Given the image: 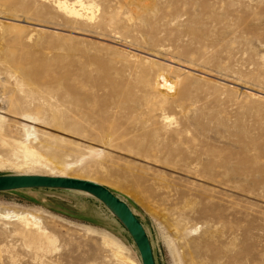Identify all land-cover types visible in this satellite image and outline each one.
Wrapping results in <instances>:
<instances>
[{
    "label": "rangeland",
    "instance_id": "rangeland-1",
    "mask_svg": "<svg viewBox=\"0 0 264 264\" xmlns=\"http://www.w3.org/2000/svg\"><path fill=\"white\" fill-rule=\"evenodd\" d=\"M63 1L77 0H0L1 128L59 160L27 167L0 147V175L98 182L138 218L155 264H264V0H83L81 17ZM17 214L51 244L30 245ZM104 240L141 264L93 197L0 193V264H124Z\"/></svg>",
    "mask_w": 264,
    "mask_h": 264
},
{
    "label": "water",
    "instance_id": "water-1",
    "mask_svg": "<svg viewBox=\"0 0 264 264\" xmlns=\"http://www.w3.org/2000/svg\"><path fill=\"white\" fill-rule=\"evenodd\" d=\"M22 190H65L89 195L117 220L135 245L141 264H155L146 231L126 202L104 186L71 177L42 175H0V193Z\"/></svg>",
    "mask_w": 264,
    "mask_h": 264
},
{
    "label": "bare ground",
    "instance_id": "bare-ground-1",
    "mask_svg": "<svg viewBox=\"0 0 264 264\" xmlns=\"http://www.w3.org/2000/svg\"><path fill=\"white\" fill-rule=\"evenodd\" d=\"M76 5L80 8V10H87V11H90L91 10V7L89 5H85L83 0H77L75 3L73 4H67V2L63 1V2H59L58 3V7L59 9H61L65 14L69 15V16H73V17H81V14H79V11H77L75 8H78L76 7ZM87 13V12H85ZM77 19V18H76ZM161 81V86H160V90H165V91H170L172 88H174L173 84L170 83V81H168L167 79L161 77L160 79ZM19 106V105H18ZM40 110V109H39ZM36 112V111H35ZM28 113V111H27ZM2 114V113H0ZM32 114V113H31ZM31 114H23L22 112V115L24 118L28 119L26 122H29V120H32L34 121V123L36 121H38L33 115ZM6 119L2 116H0V147H4V148H10L12 151V153H15L13 155H17V156H20V159L23 161V165L27 166V167H42L43 168H50L49 166L53 165L51 164L53 160L56 161L57 159V156L56 155H52L50 156L49 158L47 156H42L40 155L39 153L33 151L31 147L28 146V144H24L18 140L15 141L12 140V139H9V137L7 138L4 133H3V130L1 128V125L2 123L5 121ZM24 120V119H22ZM19 124V123H18ZM22 129V133L24 134L23 137H24V140L25 138L27 139L28 137H32L33 132H35L32 127H29L27 125H22V127H20ZM34 137V136H33ZM40 138V137H39ZM52 138V137H51ZM23 140V141H24ZM28 140V139H27ZM27 142V141H26ZM35 150V149H34ZM7 152V151H6ZM12 153H8V154H12ZM6 154V155H8ZM51 154V153H50ZM59 154V153H58ZM9 156V155H8ZM12 156V155H11ZM6 157V156H5ZM8 158V157H7ZM19 158V157H18ZM9 159V158H8ZM59 160H57L56 162H58ZM7 163V160L6 158H2L0 157V166H5ZM9 163V162H8ZM7 163V164H8ZM7 166V165H6ZM21 166V165H20ZM53 167V166H52ZM23 170V169H22ZM25 170V169H24ZM42 171V170H41ZM49 172V171H48ZM20 175H42V176H51V177H68L67 175H65L64 173L62 172H59L57 174H52V173H47L46 171L44 172H39V173H29V172H21ZM71 178H76V179H80V180H87V181H93V180H90V179H85V178H77V177H71ZM137 179V178H136ZM131 180V179H130ZM93 182H96V181H93ZM98 183V182H96ZM99 184V183H98ZM83 195V193H82ZM6 215V214H5ZM9 215V214H8ZM17 218V220L20 222L21 226L24 227V230L27 232L28 234V237H30V240H31V243L30 245L32 244L33 246H38L39 243L43 240L44 243H46V246L48 247V245L51 244V241L49 242V238L47 239V237L45 236V234L40 230L39 228V222L36 221L32 215H28V214H17V216H15ZM5 218V217H4ZM42 242V243H43ZM41 245V244H40ZM45 245V244H44ZM53 245V244H52ZM103 245L104 246H108L110 247V251L112 253V255L121 260L124 264H133L132 262H130L127 258H125L122 254V251L123 249H121V247H119L118 245H116V249H113L112 248V245H114L113 242L111 241H108V240H104L103 241ZM36 246V247H37ZM46 247V248H47ZM174 256V259L176 261V263L179 262V257L177 254H173Z\"/></svg>",
    "mask_w": 264,
    "mask_h": 264
}]
</instances>
